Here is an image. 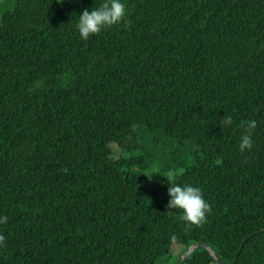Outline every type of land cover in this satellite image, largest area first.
Masks as SVG:
<instances>
[{
    "label": "trees",
    "instance_id": "obj_1",
    "mask_svg": "<svg viewBox=\"0 0 264 264\" xmlns=\"http://www.w3.org/2000/svg\"><path fill=\"white\" fill-rule=\"evenodd\" d=\"M100 2L0 0V264H175L199 241L264 264V0H125L81 40ZM169 172L202 224L166 213Z\"/></svg>",
    "mask_w": 264,
    "mask_h": 264
},
{
    "label": "clouds",
    "instance_id": "obj_2",
    "mask_svg": "<svg viewBox=\"0 0 264 264\" xmlns=\"http://www.w3.org/2000/svg\"><path fill=\"white\" fill-rule=\"evenodd\" d=\"M126 11L125 0H102L98 6L86 8L77 15L75 30L81 40H88L90 36L119 24L125 17ZM218 124L219 127L227 129L232 126L233 118L230 115H224ZM239 127L242 128V132L237 146L238 150L243 153L253 147V133L257 122L254 119H248L242 121ZM158 173V169H153L146 177L151 180L153 174ZM163 177L167 179L169 185L167 188L168 199L165 205L166 213L177 212L178 219L188 226L202 224L210 211V205L204 198L201 188L191 184L177 183L172 172ZM7 221L6 215H0V225L6 224ZM4 239V236L0 235V242H3Z\"/></svg>",
    "mask_w": 264,
    "mask_h": 264
},
{
    "label": "water",
    "instance_id": "obj_3",
    "mask_svg": "<svg viewBox=\"0 0 264 264\" xmlns=\"http://www.w3.org/2000/svg\"><path fill=\"white\" fill-rule=\"evenodd\" d=\"M198 246H203L205 249H207L210 253V255L216 260L217 263L219 264H232L231 262H226L224 261L223 259H221L215 251H213L206 242H203V241H199V242H195L193 244H191L187 250L182 254L181 258H180V261L175 263V264H181L182 262H184L187 257L189 256V254L193 251V249L195 247H198Z\"/></svg>",
    "mask_w": 264,
    "mask_h": 264
}]
</instances>
